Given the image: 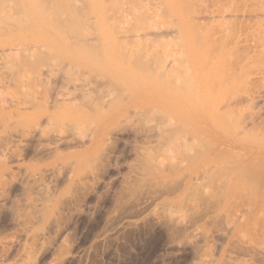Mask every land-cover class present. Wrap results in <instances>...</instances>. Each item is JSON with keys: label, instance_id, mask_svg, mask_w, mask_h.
I'll return each instance as SVG.
<instances>
[{"label": "rangeland", "instance_id": "obj_1", "mask_svg": "<svg viewBox=\"0 0 264 264\" xmlns=\"http://www.w3.org/2000/svg\"><path fill=\"white\" fill-rule=\"evenodd\" d=\"M66 1L15 0L17 25L62 17L63 166H25L36 131L4 113L43 107L56 72L28 89L0 67V264H198L222 242L205 202L224 175L249 193L264 169V0Z\"/></svg>", "mask_w": 264, "mask_h": 264}, {"label": "bare ground", "instance_id": "obj_2", "mask_svg": "<svg viewBox=\"0 0 264 264\" xmlns=\"http://www.w3.org/2000/svg\"><path fill=\"white\" fill-rule=\"evenodd\" d=\"M28 2L31 6L38 7L43 12L44 11L47 12L48 10L50 13H51V10L53 9L58 10L59 7L62 8L61 6L66 4L64 0H28ZM14 5H16L15 8L21 12L23 7L18 6L15 0H0V67L1 68L3 67L6 71L7 83L8 84L15 83L18 86H24V87L26 86L28 89H30L36 84L35 83L36 79L41 80L40 77L44 78L48 73L50 74L53 71H55L56 72L55 77H57V82H55L52 87L53 94L47 95L44 98L45 104L43 107H41V105H38V103L31 97H28L24 99V101L20 102V104H22L21 106L19 104H14V101L10 102V104L7 105L6 108L8 109V111H4V113H9V112L13 113L15 109V111H17L16 114L18 116L23 115L25 116L26 119H28L29 125H31L30 127L33 128L34 131H36V135H37V136L34 135L36 141H35V144L33 145V149L31 150V146H28L27 149L18 151L16 156L23 157V158H26V157L28 158V156H30V158H32L33 160H35L36 158L37 160L36 163L25 164V166H48L50 162L46 164H40V161H45L51 156H53L51 161H54L55 166H63V153L61 151L63 137L60 131L63 125V111H62L63 83H62V80L60 79L61 78L60 75L62 74L63 64L65 62L64 61L65 60L64 59L65 41H64V33H63L64 25H63L62 17H60L61 15L57 13L58 18L55 21L52 20L51 22L47 19V21L42 20L43 24L30 23L29 26L23 27V26H20L14 23ZM61 10H58V11L62 13ZM181 16H183V13ZM185 24L186 23H183L182 25L185 26ZM22 31L24 32L29 31V32L25 33V35L21 34L17 37H14V34L20 33ZM132 31L134 32V30ZM198 32L200 31L198 30ZM128 34L130 37V33ZM134 34L132 35L134 36ZM81 38H83V40H86L84 39V37H81ZM97 38L98 37H96V39ZM76 44H78V42H76ZM141 64H138V65H141ZM149 66L150 65L148 64V67ZM140 67H142V65L139 67H135V68L140 69ZM141 69L144 70V68H141ZM24 122L25 121L18 123V120L16 119L14 123L9 124V122L6 121L4 127H8L11 130V131H7L8 132L7 134L10 135L9 137H12L14 133L16 135V133H18L19 131L18 129L24 128V125H21ZM53 128H56L58 132L53 133L52 132ZM166 135H167V132H166ZM92 141H94L93 138H92ZM12 155L14 156V153ZM226 164H229V163H226ZM0 166H8V164L5 163L3 165L1 164ZM219 167H218V170H219ZM213 168H216V166ZM203 169H206V168H203ZM222 169L224 170V168ZM226 170L228 169L226 168ZM239 170L240 169H238V171ZM194 171L196 170L193 169L190 172V176L187 175L188 178L186 179L184 184L191 183L190 181L193 178L192 177L193 174L196 177L197 174H195ZM202 172L204 173L205 170ZM248 172L250 175V170ZM248 172L245 171V173H248ZM228 174L229 176L224 175V178L228 177L226 182H224L225 180L224 181L221 180L224 183H222L223 187L221 188L218 187L219 192L216 191V195L214 193L213 195L215 196L212 195V197L209 195L211 197L210 200L208 201L209 203H206L207 201L205 202V204H207L206 214H209V215H206L205 213H204L205 216L203 215V218L206 216H209L212 219H214L216 223L215 232L217 233V235L221 236L222 242H220L221 244H218V246L216 244L211 243L210 247H207L208 249L206 248L208 252L210 250L209 255L207 254L208 252L205 249L207 253L204 255L202 254L203 256L201 255L202 259L203 257L205 259L200 260V261H198L197 259L198 261L197 263L198 264H245L244 261H243L244 263L240 262L239 258L240 256L242 257V255L243 257L244 255H248V256H251V258L253 257L261 258L260 259L261 264H264V169L258 171L256 175V179H253V181L256 180L254 183V186L252 187L251 191L249 190L250 191L249 193L248 191L247 192L242 191V193L238 191L239 185L241 186L242 182H240V184L238 183L240 179H238L239 173H237L236 170L235 172L231 174L228 173ZM163 185L165 186V183ZM246 185H244V187ZM216 186H218V184ZM240 188L242 190L243 187H240ZM249 188H251V186H249ZM212 192H215V191L212 190ZM209 196L207 198H209ZM209 239L211 240L212 238H209ZM205 243L207 244V242ZM194 253L196 254V252ZM205 255L206 256L208 255V256L205 257Z\"/></svg>", "mask_w": 264, "mask_h": 264}]
</instances>
